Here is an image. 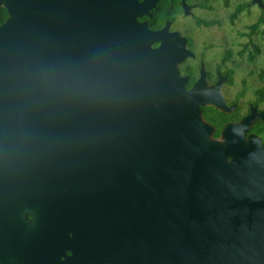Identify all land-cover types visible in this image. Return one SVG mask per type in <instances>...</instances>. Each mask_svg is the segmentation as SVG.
Masks as SVG:
<instances>
[{"label":"water","instance_id":"1","mask_svg":"<svg viewBox=\"0 0 264 264\" xmlns=\"http://www.w3.org/2000/svg\"><path fill=\"white\" fill-rule=\"evenodd\" d=\"M1 7L0 231L3 243L21 233L36 257L11 248L0 264H67L75 224L81 264H264L253 113L213 138L201 108L230 111L220 82L207 87L201 70L186 90L185 40L137 21L153 5Z\"/></svg>","mask_w":264,"mask_h":264},{"label":"flooded vegetation","instance_id":"2","mask_svg":"<svg viewBox=\"0 0 264 264\" xmlns=\"http://www.w3.org/2000/svg\"><path fill=\"white\" fill-rule=\"evenodd\" d=\"M137 2L145 3L148 7L153 5L151 9H148L147 15L137 18L139 23H146L147 29L150 31L161 32L165 30L168 34L176 35L175 37L185 40V49L193 55V57L187 58L179 65L180 75L187 79L186 85L189 83L190 77H192L194 78L192 88L200 78L201 70L204 72L205 82L208 87H213L220 82V93L226 106L230 108L228 113H223L230 115V120L223 125L218 139L221 138V133L227 125L239 123L253 113V123L246 131L245 138L255 136L264 147V124L260 118V114L264 113V100L258 99V96L255 94L257 96L255 100L244 101V90L236 94L233 100L227 99L226 95H223L222 92L223 86H232L234 84V69L227 68L226 66L229 62L223 63L221 59V64L215 67L212 72L205 63L203 56L209 52L213 45L203 44V51L199 53L196 49L197 46L194 38L195 35H199L213 27L219 28L223 19H226L229 23L231 21L234 23L258 14L256 18V22H258L261 7H264V0H137ZM157 46L158 44L152 45L153 48ZM229 71H233L231 82L228 76ZM189 73L191 76H189ZM209 125L215 132V128L211 124ZM26 221L30 223L32 218L27 216ZM45 245H48V243ZM60 246L63 247L64 251V257L61 258V261L66 260L67 264H81V229L79 225L78 228L76 224L73 229L69 228V231L66 232L65 241ZM11 248H14V251L18 252L19 256L24 251L27 255L36 257V249H33V245L21 243V233H19V240L3 243L0 231V258L6 257V252ZM75 250L78 252V261L76 263L68 261ZM45 251L48 255L50 252L49 246L40 251V256L44 255Z\"/></svg>","mask_w":264,"mask_h":264},{"label":"rangeland","instance_id":"3","mask_svg":"<svg viewBox=\"0 0 264 264\" xmlns=\"http://www.w3.org/2000/svg\"><path fill=\"white\" fill-rule=\"evenodd\" d=\"M258 14L251 18H244L233 24L223 19L221 25L213 27L199 35H195L196 49L200 53L203 51V44L213 45L209 52L205 53L204 61L213 72L214 68L221 64V59L226 50H231L232 60L227 64V68L234 69V84L223 86V95L227 99L233 100L236 94L244 90V101L255 100V92L262 89L263 82L259 78V73L264 70V34H261L262 26L253 35V42L260 47L261 53L253 64L247 62L245 57H237V52L241 50V45L247 42L244 36L248 32V26L256 22ZM264 15V7H261L260 17ZM200 56V55H199ZM208 87V86H207ZM221 141V139L217 140Z\"/></svg>","mask_w":264,"mask_h":264},{"label":"trees","instance_id":"4","mask_svg":"<svg viewBox=\"0 0 264 264\" xmlns=\"http://www.w3.org/2000/svg\"><path fill=\"white\" fill-rule=\"evenodd\" d=\"M6 16H7L6 10L3 7H1L0 24H2L5 21ZM230 23L233 24V21H231ZM260 26H262V30L260 31V33L264 34V15H262L259 21L256 22L255 24L246 27L248 32L244 34V36L247 38V42L241 45V50H239L236 55L237 57L240 58L245 57L247 62L250 64H253L261 53L260 47L256 45L252 40L253 35L257 33L258 28ZM231 60H232V52L231 50H226L222 58V62L223 63L227 61L231 62ZM232 75H233V71L231 72L229 71L228 76L230 82L232 80ZM189 76H191L190 73ZM259 78L264 84V70H262V72L259 73ZM193 82H194V78L190 77V81L185 87L186 90L191 88ZM255 94L258 96V99L264 100V86L262 87V89L257 90ZM201 111H202L203 119L215 128L213 138L218 139L220 137V132L223 128V125L230 120V115L224 114L223 112H220L216 108L211 106L203 107Z\"/></svg>","mask_w":264,"mask_h":264}]
</instances>
